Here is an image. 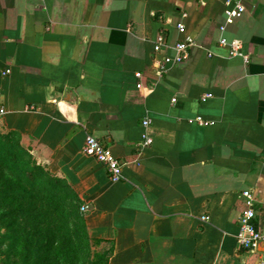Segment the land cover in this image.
<instances>
[{"label":"crops","instance_id":"1","mask_svg":"<svg viewBox=\"0 0 264 264\" xmlns=\"http://www.w3.org/2000/svg\"><path fill=\"white\" fill-rule=\"evenodd\" d=\"M0 96V129L79 205L99 264L261 262L237 234L245 191L264 233V0H0ZM87 136L121 181L82 153Z\"/></svg>","mask_w":264,"mask_h":264},{"label":"rangeland","instance_id":"2","mask_svg":"<svg viewBox=\"0 0 264 264\" xmlns=\"http://www.w3.org/2000/svg\"><path fill=\"white\" fill-rule=\"evenodd\" d=\"M35 150L0 129V264H99L79 205Z\"/></svg>","mask_w":264,"mask_h":264},{"label":"built area","instance_id":"3","mask_svg":"<svg viewBox=\"0 0 264 264\" xmlns=\"http://www.w3.org/2000/svg\"><path fill=\"white\" fill-rule=\"evenodd\" d=\"M232 3V0H225L226 6H229ZM244 8L241 5L235 6V11H231L229 9L226 10L228 16H240L243 13ZM178 31L180 33H184L185 27L183 24L178 26ZM164 35L161 34L158 36L157 46L155 47V52H160L162 47L164 46ZM191 41L186 39L183 42H178L173 47L175 51V57L173 61L180 62L187 58L188 56V47L191 45ZM220 43L224 46H229L226 40L221 39ZM230 47L233 49V55L238 54L240 51V43L234 42L230 44ZM169 58H166L168 61ZM10 71L6 70L5 73L2 75L9 74ZM139 75V74H137ZM6 110L2 103L1 96H0V120L5 116ZM145 124V123H144ZM147 123L145 124V126ZM151 139L146 137L145 140L142 142L143 146L150 145ZM82 153L99 163L105 168L107 177L112 182H119L122 180V173L124 164L121 163L112 153L110 147L104 142L99 140L93 136H87L83 147ZM243 198L245 199L247 208L242 213L238 221V234H237V244L240 249L244 251H254L257 249L260 243L264 244V233H262L258 228H255L253 221L255 219V210H254V202L251 197L250 192L245 191L242 194ZM259 264H264V252L261 255V262Z\"/></svg>","mask_w":264,"mask_h":264},{"label":"water","instance_id":"4","mask_svg":"<svg viewBox=\"0 0 264 264\" xmlns=\"http://www.w3.org/2000/svg\"><path fill=\"white\" fill-rule=\"evenodd\" d=\"M71 95H72V93L71 92H68L67 99H70ZM263 247H264V244H260L259 249L262 250Z\"/></svg>","mask_w":264,"mask_h":264},{"label":"trees","instance_id":"5","mask_svg":"<svg viewBox=\"0 0 264 264\" xmlns=\"http://www.w3.org/2000/svg\"><path fill=\"white\" fill-rule=\"evenodd\" d=\"M100 260H101V261H103V256H102V257H100ZM100 260H99V261H100Z\"/></svg>","mask_w":264,"mask_h":264}]
</instances>
